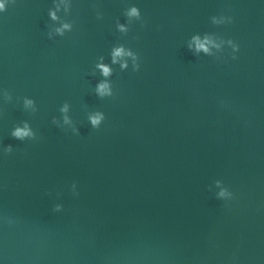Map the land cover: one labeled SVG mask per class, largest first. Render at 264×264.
<instances>
[{"label": "water", "instance_id": "95a60500", "mask_svg": "<svg viewBox=\"0 0 264 264\" xmlns=\"http://www.w3.org/2000/svg\"><path fill=\"white\" fill-rule=\"evenodd\" d=\"M2 2L0 264H264V0ZM205 34L212 55L188 47ZM22 121L36 139L10 135Z\"/></svg>", "mask_w": 264, "mask_h": 264}, {"label": "clouds", "instance_id": "9594fccd", "mask_svg": "<svg viewBox=\"0 0 264 264\" xmlns=\"http://www.w3.org/2000/svg\"><path fill=\"white\" fill-rule=\"evenodd\" d=\"M13 2H14V0H13ZM4 9H5V4L2 2V0H0V11H3ZM50 15H51L52 19L57 18L54 12H50ZM98 15H99V13H98ZM124 15L129 19L130 22L132 21L133 18H135L136 20L141 19L140 10L136 6L128 7L125 10ZM223 19L225 22H231L232 18L230 16H224ZM211 21L213 24H220L221 23V21L217 19V16H212ZM70 27L71 26L68 23H64V24H62V26L60 28L56 29V32L63 35V30L64 29H70ZM116 27L121 33H126L128 31V27L124 24L119 23V20H117V22H116ZM227 43L229 45H231V48H232V54L231 55H232V58L235 59L236 58L235 53L238 51L239 45L237 43H235L230 38L227 39ZM210 44L213 45L214 47L218 48V49L220 48V45L215 44V42L207 34H205L203 38H201L199 35H193L191 38V43H189L188 47L190 49H194V51L197 53L200 51H203L207 55H212L210 48L208 47V45H210ZM123 57L131 58L133 71L139 70L140 65L138 63L139 57H138L137 53L132 51L130 48H125L122 44L119 46H116L112 49L111 61L113 64L119 63V67L121 70L128 68L127 60H124V59L118 60V58H123ZM100 59L102 60L103 57H101ZM96 67L100 70L101 75L104 77H109L113 73V69L105 63H97ZM95 93L100 98L111 97L114 95L111 83L108 80H102V81L98 82L96 87H95ZM3 97L6 101L11 100V98H12L11 94L7 90L3 91ZM23 100H24V107L25 108L31 107L32 112L36 111V106H35V103L32 99L23 98ZM68 109H69L68 102H64L61 105L59 111L61 113L65 114L63 116V123L71 125L72 121L69 118V116L67 115ZM87 118H88V120H89V122L93 128H98L101 125L102 121L105 119L104 113L101 111H95V112L89 113ZM52 122L54 124H58L57 118L53 117ZM21 124H22V126H20V124L14 126L13 129L11 130L10 135L13 138H16L18 140H25L26 138L27 139H36V134L32 130V128L29 126V123L27 121H22ZM72 131L74 133H78V130L75 127L72 128ZM12 150L13 149H12L11 145H6L3 148L4 154H9L12 152ZM214 184H215V187L218 189V191H216V193H215V195L218 199H222L224 201H230L233 199V193L226 186L223 185L221 180H216L214 182ZM71 190L73 191L74 195L78 194L76 192L75 183H73L71 185ZM61 209H62V205L57 203L54 205L53 211H60ZM6 223L12 224L13 219L11 217H7Z\"/></svg>", "mask_w": 264, "mask_h": 264}]
</instances>
